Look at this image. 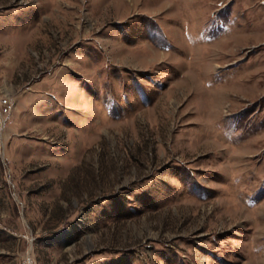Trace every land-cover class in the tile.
Instances as JSON below:
<instances>
[{"label":"rangeland","instance_id":"374dc122","mask_svg":"<svg viewBox=\"0 0 264 264\" xmlns=\"http://www.w3.org/2000/svg\"><path fill=\"white\" fill-rule=\"evenodd\" d=\"M25 263L264 264V0H0Z\"/></svg>","mask_w":264,"mask_h":264},{"label":"built area","instance_id":"2783aa9c","mask_svg":"<svg viewBox=\"0 0 264 264\" xmlns=\"http://www.w3.org/2000/svg\"><path fill=\"white\" fill-rule=\"evenodd\" d=\"M2 103H3L2 104L3 105V110H2L3 113H5V114L10 113L11 110H12V107H13V103L10 100H8V99H3Z\"/></svg>","mask_w":264,"mask_h":264}]
</instances>
